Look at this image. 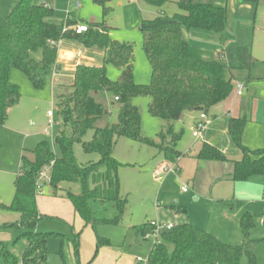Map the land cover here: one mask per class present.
<instances>
[{
	"label": "trees",
	"instance_id": "trees-1",
	"mask_svg": "<svg viewBox=\"0 0 264 264\" xmlns=\"http://www.w3.org/2000/svg\"><path fill=\"white\" fill-rule=\"evenodd\" d=\"M8 4L6 18L0 25V125L7 119L8 110L19 99L18 87L9 80L11 69L25 74L34 86H41L43 78L56 65L57 43L76 42L83 49H96L103 53L100 65L78 64L72 83L59 95L57 111L59 130L54 138L59 148L56 156L47 141H40L29 151L23 152L21 165L14 180V195L9 205L0 203V210L19 214L17 227L21 237L27 240L20 264H44L46 260V234L35 232L37 221L42 217L36 207L35 182L39 172L49 167L50 185L53 194L60 184L79 183L80 192L64 190L67 198L84 225L93 230L99 225H118L126 209L127 199L121 196L118 168L113 156L118 138H127L155 147L166 161L174 162L181 153L175 149L181 133L173 131V122L185 111L206 113L211 107L224 101L233 90L231 67L223 61L204 58L199 50L183 37L190 32L195 37H214L225 30L228 10L214 1L178 0L180 13L172 16L158 15L151 20H142L144 53L151 66V80L147 85L136 84L133 77L134 48L131 43L111 39V27L100 23L85 24L88 29L76 34L73 29L63 30L64 25L76 22L69 18L64 23L52 20L54 9L51 0H4ZM111 0H93L107 13ZM160 7L166 0H145ZM246 1V0H245ZM254 7L259 0H247ZM253 26L239 32L236 45V69L252 70L256 60L252 56ZM247 31V32H246ZM50 41L55 44L51 45ZM223 41V39H221ZM40 52L39 60L33 55ZM112 64L120 71V77L111 81L106 66ZM71 88V91L68 89ZM108 93L118 104L117 120L97 126V122L109 114V110L96 100V95ZM134 96L150 98L149 113L165 121L166 127L158 133L160 142L143 136L138 108L132 104ZM116 98V99H115ZM245 116L231 117L227 133L233 145L241 153V159L232 162L229 178L233 182L246 181L264 176V149H250L242 143V134L247 123ZM69 130V134H67ZM93 131L89 141H83L88 131ZM81 143L85 154L96 153L99 159L79 164L73 154V145ZM196 158L205 161L227 162L225 155L216 147L203 143ZM101 206L113 203L116 215L113 218L97 216L94 204ZM177 214H185L178 209ZM150 221L141 224L136 232L141 236L150 231ZM253 225L250 213H244L239 222L243 241L230 245L206 232L184 222L171 230L160 233L159 243L151 245L146 264H241L245 256L249 264H256L254 250L263 239L249 238ZM107 238L97 237L96 247L109 246ZM78 242L74 249L77 253ZM3 264H18L9 250L2 248Z\"/></svg>",
	"mask_w": 264,
	"mask_h": 264
},
{
	"label": "rangeland",
	"instance_id": "rangeland-1",
	"mask_svg": "<svg viewBox=\"0 0 264 264\" xmlns=\"http://www.w3.org/2000/svg\"><path fill=\"white\" fill-rule=\"evenodd\" d=\"M70 0H51L54 9L52 20L56 23L66 22V9ZM74 1V0H72ZM80 7L73 11L70 20L78 24L105 22L111 27L109 35L118 42H128L133 45V77L136 84L147 85L151 80V66L144 53L142 33L139 26L142 20H151L158 15L172 16L180 13L178 0H166L155 7L145 0H111L106 14L101 5L93 0H78ZM214 1L225 5L228 19L225 30L214 37H196L191 39L190 32H183V37L189 40L206 59L223 61L231 67L234 75L233 90L228 98L210 108L201 121L205 125L203 139L192 135L199 122V111H185L181 119L173 122L172 129L181 133L175 149L181 153L179 161L169 162L155 147L147 144L118 138L113 156L121 164L118 168L121 196L127 199L126 209L118 225H99L92 229L84 225L75 213L71 202L63 196L64 190L74 194L80 192L79 183L61 184L55 196L49 186L44 193L37 195L35 202L42 217L37 221L34 231L46 234V260L44 264H146L151 244L143 240L136 232L137 228L148 221L154 223L180 224L189 222L203 228L230 245H238L243 241V235L238 223L237 203L229 196V191L223 184L215 185L212 176L217 175V161L198 160L197 153L203 143H208L227 156L235 155L238 150L233 145L222 124L226 114L245 116L249 123L264 128V0H259L256 7L245 0H200ZM248 4L249 8L243 5ZM8 11V4L0 0V25L3 24ZM253 26L252 56L256 62L250 71L234 68L237 65L236 45L240 31ZM247 32V31H246ZM195 37V36H194ZM223 39V41H221ZM62 43V44H61ZM59 48L78 46L76 42L62 41ZM96 50V49H89ZM206 52V53H205ZM37 60L41 54L33 55ZM76 57V56H75ZM71 72L60 75L49 73L43 78L41 86L37 87L28 77L17 69H11L9 80L19 90L18 102L7 113V119L0 125V203L9 205L14 195V180L21 165L20 158L24 151L30 157L29 151L40 141H47L56 156L59 148L54 138L59 125L52 128V136H47L44 130L48 127V111H52V120L59 123L56 84L59 81H71ZM106 74L111 81L120 77V71L112 64L106 66ZM235 83L245 85L242 96L235 95ZM66 90V89H65ZM71 91V88L68 89ZM100 101L109 110V114L97 122V126L115 123L118 104L108 93L97 94ZM140 113L141 133L143 136L160 142L158 133L165 129L164 120L149 113L150 98L134 96L131 99ZM216 119L213 121L212 117ZM69 134V130H67ZM93 131H88L83 141H89ZM264 142V138L261 140ZM73 154L79 164L95 162L99 159L96 153L85 154L81 143L73 145ZM209 162L215 164H209ZM168 170H165V169ZM258 177V176H257ZM259 179V178H256ZM264 179V178H263ZM183 188L185 189L183 191ZM233 205L232 209L229 208ZM98 210L97 216L113 218L116 209L113 203L94 204ZM178 209H184L185 214H177ZM260 214L253 218L249 229V238L263 239L254 250L256 264H264V207L260 206ZM230 215H234L233 221ZM19 214L0 210V264H3L2 248L14 254L20 264V258L27 246V240L21 237L22 230L17 227ZM97 237L107 238L109 246L96 247ZM77 239V253L74 242ZM139 258L140 261L136 259ZM241 264H249L245 256Z\"/></svg>",
	"mask_w": 264,
	"mask_h": 264
},
{
	"label": "crops",
	"instance_id": "crops-1",
	"mask_svg": "<svg viewBox=\"0 0 264 264\" xmlns=\"http://www.w3.org/2000/svg\"><path fill=\"white\" fill-rule=\"evenodd\" d=\"M49 6H50V4H49ZM243 6L245 8L250 9V6H248V4H244ZM75 10H77V9H72L71 13H73V11H75ZM71 13H70V15H71ZM70 15H69V19H70ZM76 24H78V23H76ZM191 39H194L195 41L199 40V38H196L194 36H192ZM60 43H59V45H60ZM200 53H202V52H200ZM102 56H103V53L99 50H87V49H83L79 46L75 47V46H69V45L66 47H61V48H59V46H58L57 59H56L57 74L60 75L59 77L61 78L66 72H71L72 73L71 78L73 79L74 69L78 64L100 65ZM72 79L70 82H66L65 80H62L56 84L57 96L61 95L64 92V90L72 83ZM233 80H234V75H233ZM237 97H240V96H237ZM226 116H227L226 119L223 118L222 124L224 125V127L227 131V124H228L229 118L241 117V114H237V116L236 115L233 116L231 114H226ZM215 119H216V117H215V115H213L212 120L214 121ZM249 122L250 121H247V123L244 127V131L242 134V143L250 149H257V148L264 149V142H261V140L264 138V128L259 127L257 125H253V124H255V123H253L254 120L251 121V123H249ZM23 152H22V154H23ZM225 157L228 160L227 162L216 163L219 167L220 172H218L217 175L212 176V181L215 185H217V183L223 184V183H221L222 181L225 182L224 183V184H226L225 188L229 191V196H225V198L220 199V200L232 199L233 203L238 204L237 205V212L235 213V217H236V215L238 216V223L237 224L239 225L240 218L244 213H247V212L250 213L252 215V218L256 217V215L258 217V214H260V210H259L260 206L264 207V179H263L264 176L252 177L246 181L233 182L229 178V175H230L231 170H232V162L231 161L240 160L241 159V153L238 151L233 156L227 155ZM178 161H179V159L176 160V162H178ZM209 164H215V163L209 162ZM165 170H168V169L166 168ZM256 178H259V179H256ZM60 185H59V188H60ZM49 189L51 191H53V189L51 187H49ZM53 196H55V194ZM232 207H233V205L231 204L229 206V208L232 209ZM229 217H230L231 221H233L234 215H230ZM184 222H181V223H184ZM261 223L264 224V217L261 220ZM174 225H176V224H174Z\"/></svg>",
	"mask_w": 264,
	"mask_h": 264
},
{
	"label": "built area",
	"instance_id": "built-area-1",
	"mask_svg": "<svg viewBox=\"0 0 264 264\" xmlns=\"http://www.w3.org/2000/svg\"><path fill=\"white\" fill-rule=\"evenodd\" d=\"M79 7H80V3L78 0H75V1L70 0L69 6L67 7L65 11L67 18H69V15L72 9H78ZM70 28L73 29L76 34H80V33L85 32L88 29V26L85 24H75L72 26L64 25L63 30H67ZM50 43L51 45L55 44L53 41H50ZM56 46L58 47L59 43H57ZM51 73L53 76L57 74L56 67L53 68ZM235 88H236L235 95L241 96L243 91L245 90V85L241 83H235ZM47 116L49 117L48 127L44 130V133L47 136H52V128L55 124H58V123L52 120V117H53L52 111H48ZM205 118H206V115L204 113H201L199 115V122L197 124V127L192 132V135L197 139H201L203 137V132L205 131L206 127L201 121H203ZM49 168L50 166L42 169L36 178V182H35V195L36 196L42 195L44 193L45 186L50 185ZM184 190L185 189L183 188V191ZM149 223L152 229L150 231H146L145 233H143L142 238L143 240L150 242L151 245H155L159 243L160 233L162 231L171 230L175 226L171 222L157 224V223L150 221ZM136 260L140 261L139 258H137Z\"/></svg>",
	"mask_w": 264,
	"mask_h": 264
}]
</instances>
